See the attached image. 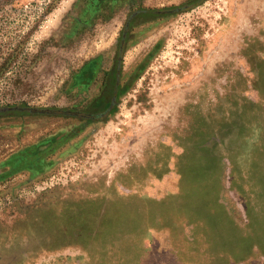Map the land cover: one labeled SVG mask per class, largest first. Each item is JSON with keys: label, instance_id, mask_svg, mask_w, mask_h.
Wrapping results in <instances>:
<instances>
[{"label": "rangeland", "instance_id": "374dc122", "mask_svg": "<svg viewBox=\"0 0 264 264\" xmlns=\"http://www.w3.org/2000/svg\"><path fill=\"white\" fill-rule=\"evenodd\" d=\"M120 57L0 111V264H264V0H0V108Z\"/></svg>", "mask_w": 264, "mask_h": 264}, {"label": "trees", "instance_id": "16d2710c", "mask_svg": "<svg viewBox=\"0 0 264 264\" xmlns=\"http://www.w3.org/2000/svg\"><path fill=\"white\" fill-rule=\"evenodd\" d=\"M125 47V45H124ZM120 50L121 49V45H120ZM119 64L120 61L117 60V65L116 68L112 71H109L106 75V80H105V89L103 91V93H101L98 97H96V103L97 104H101L103 106V108H101L100 113H96L99 114V117L108 114L110 115V113L115 111V107H113L111 110H109L110 105L112 103V96L114 95V91L115 88L118 89V97L121 96L123 93H125L126 91H128L129 89V82L125 83V84H119L117 85L118 82V71H119ZM88 66H86L84 68V71L82 72L83 74L80 75V79H84L86 81V83H89L90 81H92L94 79V77L97 74V66L95 65V61H91L90 63L87 64ZM144 69V66H139L138 67V74L135 75L134 79L138 77L139 73ZM13 110H18V109H13ZM21 111V110H19ZM25 111V110H24ZM35 148H30L27 150V152H20L19 154H16L11 162L17 167L15 169H20L21 167L25 166L27 168H33L34 164L37 163V161L43 159V152H45V150H43L42 152L38 153V154H33L31 151H33ZM36 150V149H35ZM47 150V149H46ZM17 165H20L19 167Z\"/></svg>", "mask_w": 264, "mask_h": 264}, {"label": "water", "instance_id": "95a60500", "mask_svg": "<svg viewBox=\"0 0 264 264\" xmlns=\"http://www.w3.org/2000/svg\"><path fill=\"white\" fill-rule=\"evenodd\" d=\"M124 47V42L121 45V49ZM122 57L119 58L120 64L122 62ZM118 82L117 84L120 83V75H121V70L119 69L118 71ZM117 98H118V89L116 88L114 91V95L112 98V103L110 105L109 110H111L116 102H117ZM12 109H18V110H27L30 111L32 113H44V114H68V115H74V116H80V117H86V118H97L99 116V114L96 113H91V112H85L82 110H72V109H53V108H37V107H23V106H8V107H4V108H0V111H5V110H12Z\"/></svg>", "mask_w": 264, "mask_h": 264}, {"label": "flooded vegetation", "instance_id": "af4514ba", "mask_svg": "<svg viewBox=\"0 0 264 264\" xmlns=\"http://www.w3.org/2000/svg\"><path fill=\"white\" fill-rule=\"evenodd\" d=\"M96 1H97V3H100L102 0L101 1L100 0H96ZM145 12H146V10L141 9V10L132 11V13L130 14L129 18L127 19V22H126V25H125V30H124L123 36H122V43L124 42V45H125L126 37H127V34H128V32L130 30V27H131L132 23L135 21L136 18L140 17ZM122 43H121V45H122Z\"/></svg>", "mask_w": 264, "mask_h": 264}]
</instances>
